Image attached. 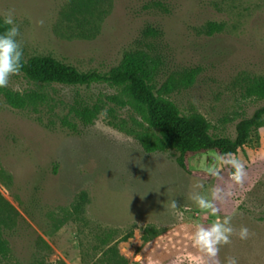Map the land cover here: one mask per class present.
I'll return each mask as SVG.
<instances>
[{"label": "rangeland", "instance_id": "obj_1", "mask_svg": "<svg viewBox=\"0 0 264 264\" xmlns=\"http://www.w3.org/2000/svg\"><path fill=\"white\" fill-rule=\"evenodd\" d=\"M9 10L25 58L51 55L87 71L108 70L128 52L149 53L159 61L157 87L170 85L166 96L183 113L202 114L214 134L235 138L237 124L264 107V98L249 93L264 78V0H0V12ZM7 87L39 86L19 72ZM43 90L49 98L38 110L14 109L0 93V194L10 205L1 224L10 249L3 264H106L114 245L128 264H197L194 225L224 216L250 236L233 235L216 264L228 257L264 264V128L234 154L245 165L242 185L214 151L193 157L192 170L218 169L208 181L184 171L173 150L148 153L113 124L140 129L128 105L107 102L89 125L70 116L76 132L62 124L78 95L95 102L115 94L108 84ZM197 181L227 193L216 216L190 200Z\"/></svg>", "mask_w": 264, "mask_h": 264}, {"label": "trees", "instance_id": "obj_2", "mask_svg": "<svg viewBox=\"0 0 264 264\" xmlns=\"http://www.w3.org/2000/svg\"><path fill=\"white\" fill-rule=\"evenodd\" d=\"M210 27L219 29L216 23H211ZM158 70L159 61L145 51L124 54L122 60L108 70L87 71L51 55H34L29 58L23 56L20 73L39 87L24 92L5 87L0 88V93L14 109L38 110L40 105L48 101L49 97L43 90L47 85L89 87L97 83L108 84L116 89L115 94L105 96L106 100L98 98L95 102L86 101L78 95L70 105L68 115L62 118V124L76 132L77 124L70 116L77 118L84 125H89L103 112L107 102H113L119 107L128 105L140 116L141 121H136L140 129L127 127L125 122H112L113 124L133 135L148 153L173 150L178 165L184 171L209 181L213 177L211 174L190 168L191 159L209 151H214L219 156L236 154L247 144L252 132L264 128V107L237 124L235 138L214 134L210 122L202 114L183 113L178 105L166 96L172 90L170 85L157 87ZM249 93L264 98V78H256L249 88ZM108 112L114 120L117 119L113 107L108 108ZM9 207L0 194V264H3L1 258H7L10 252L7 242L2 238L1 230V224H5L10 218ZM75 210L78 211V207ZM152 232L154 235L157 233L154 230ZM109 236L102 238L105 245L109 243ZM129 237L131 233L124 236L123 240ZM143 239L148 240V237L143 235ZM104 257L106 264H128V260L119 254L116 245L108 247Z\"/></svg>", "mask_w": 264, "mask_h": 264}, {"label": "clouds", "instance_id": "obj_3", "mask_svg": "<svg viewBox=\"0 0 264 264\" xmlns=\"http://www.w3.org/2000/svg\"><path fill=\"white\" fill-rule=\"evenodd\" d=\"M43 20L36 21L37 26H42ZM0 88L9 85L10 78L18 74L23 66V48L20 40L19 26L14 19V13L9 10L0 12ZM219 162L230 171V179L236 185H242L246 177V169L244 163L232 153L221 155L218 157ZM212 176H218L219 172L216 168L208 169ZM227 193L216 186L205 187L200 182H195L192 186L190 200L201 211H207L211 215L216 216L218 209L216 202H222ZM176 208V202L173 200L169 205ZM190 209L186 208L185 211ZM236 235L240 240H246L250 236L247 227L241 226L235 229L231 224V217L224 216L217 218L208 225L195 224L191 234V243L198 252L197 264H208L212 261L216 264L215 257L220 251L222 245L231 243V238ZM224 264H238L236 257H228Z\"/></svg>", "mask_w": 264, "mask_h": 264}]
</instances>
